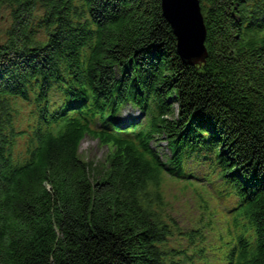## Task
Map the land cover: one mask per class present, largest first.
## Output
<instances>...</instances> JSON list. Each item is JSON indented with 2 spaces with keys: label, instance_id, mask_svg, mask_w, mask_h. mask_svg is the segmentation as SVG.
<instances>
[{
  "label": "trees",
  "instance_id": "trees-1",
  "mask_svg": "<svg viewBox=\"0 0 264 264\" xmlns=\"http://www.w3.org/2000/svg\"><path fill=\"white\" fill-rule=\"evenodd\" d=\"M200 3L189 66L161 0H0V264H264V0Z\"/></svg>",
  "mask_w": 264,
  "mask_h": 264
},
{
  "label": "rangeland",
  "instance_id": "rangeland-1",
  "mask_svg": "<svg viewBox=\"0 0 264 264\" xmlns=\"http://www.w3.org/2000/svg\"><path fill=\"white\" fill-rule=\"evenodd\" d=\"M7 12H3L6 15ZM4 18L0 19V32L5 28ZM8 21V20H7ZM138 117L136 111H125L124 119L131 120ZM113 150L109 147H104L99 141L87 138L81 147V157L90 165V177L93 183L102 181L108 177L110 173L111 162L110 158L113 155ZM166 200L170 202L174 207L175 214L178 223L184 229H192L191 222L196 220L197 211L195 209V201L193 198H197V193L201 192L197 184L189 186L187 183L177 182L176 180H167L165 186ZM215 207L218 208L221 218L224 217V212L215 203Z\"/></svg>",
  "mask_w": 264,
  "mask_h": 264
},
{
  "label": "water",
  "instance_id": "water-1",
  "mask_svg": "<svg viewBox=\"0 0 264 264\" xmlns=\"http://www.w3.org/2000/svg\"><path fill=\"white\" fill-rule=\"evenodd\" d=\"M162 12L177 38L184 64L203 65L208 58L207 28L200 0H161Z\"/></svg>",
  "mask_w": 264,
  "mask_h": 264
}]
</instances>
